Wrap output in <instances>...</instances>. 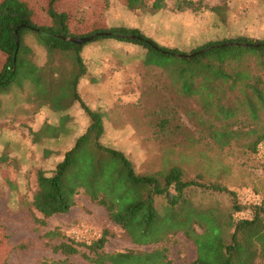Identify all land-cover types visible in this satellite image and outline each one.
<instances>
[{
    "label": "rangeland",
    "instance_id": "374dc122",
    "mask_svg": "<svg viewBox=\"0 0 264 264\" xmlns=\"http://www.w3.org/2000/svg\"><path fill=\"white\" fill-rule=\"evenodd\" d=\"M45 3L40 0L35 5L43 4L44 8ZM59 11H70V27L77 35L94 30V22L103 29L126 26L185 53L211 41L239 37L264 40V0H166L161 10L147 6L129 9L126 0H66ZM34 17L38 24L50 22L47 10ZM23 41L31 50L29 59L37 67V74L31 77L33 81L23 75L0 89V264L64 260L93 264L86 258L90 255L87 246L71 238L73 229L84 227L108 232L107 253L165 247L172 264H194L197 259L196 246L183 232L163 244H133L83 188L76 197L77 208L68 217H61L68 219L66 222L52 217L44 226L35 223L34 217L43 219L31 206L37 172L52 171L90 124L75 101L76 94L93 111L104 113L102 143L125 153L138 173L154 174L177 166L184 170L186 180L197 178L235 193L250 189L264 200V150L260 148L264 143L256 153L242 146L257 134L232 149L222 150L207 141L198 127V116L187 114L200 110L198 103L180 95L161 68L148 67L141 46L114 39L86 43L81 53L86 71L75 85L80 70L76 53L51 54L33 31L25 32ZM172 106L175 115H163L162 110H171ZM167 118L169 122L163 124ZM46 124L57 130L35 143L32 132ZM188 134L203 143H190ZM81 182L84 180H78ZM191 199L194 205L203 207H230L232 202L227 193L201 190L191 194ZM238 200L243 204L242 196ZM159 211H163L162 206ZM195 229L203 232L198 226ZM63 242L73 243L79 253L67 256L56 251ZM256 264H261L260 260Z\"/></svg>",
    "mask_w": 264,
    "mask_h": 264
},
{
    "label": "trees",
    "instance_id": "16d2710c",
    "mask_svg": "<svg viewBox=\"0 0 264 264\" xmlns=\"http://www.w3.org/2000/svg\"><path fill=\"white\" fill-rule=\"evenodd\" d=\"M38 1H0V89L9 87L20 76L31 78L37 74V67L29 59L31 50L23 41L27 31H33L51 54L76 53L80 70L75 85L86 71L81 56L85 45L66 39L92 36H96L92 42L114 39L144 48L146 65L161 68L180 95L198 103L200 110H189L187 114L198 116V127L211 144L222 150L232 149L257 134L252 142L242 144L247 151L256 153L264 143V40L239 37L211 41L185 53L160 45L138 28L103 29L94 22V30L77 35L73 33L74 27H70V11H59L66 0H44L47 5L44 8L43 4L35 5ZM126 3L129 9L147 6L161 10L166 0H126ZM46 10L50 22L38 24L34 15ZM75 101L89 117L90 124L52 171L37 172V190L31 206L43 219L34 217L35 223L44 226L45 220L68 214L83 188L90 200L103 207L110 221L137 246L163 244L170 236L183 232L197 248L194 264H256L257 260L264 264V200L261 205L249 208L239 202L238 193L224 186L204 184L197 178L184 179V170L177 166L154 174L138 173L125 153L102 143L104 113L93 111L78 94ZM170 109L162 110L163 115H175L174 106ZM168 122L167 118L163 124ZM246 127L249 129L245 130ZM56 130L46 124L40 131L32 132L33 140L38 143L42 136ZM186 138L192 144L202 142L194 134ZM72 177L75 178L69 180ZM199 190L227 193L232 196L231 206L194 205L191 194ZM159 206L163 211H159ZM248 209L252 211L250 219H234L235 213ZM195 226L203 232L198 233ZM107 237L108 232H104L101 240L87 246L90 255L86 258L93 264H172L165 247L107 253L104 250ZM55 249L67 256L79 253L68 242ZM51 264L73 263L64 260Z\"/></svg>",
    "mask_w": 264,
    "mask_h": 264
},
{
    "label": "built area",
    "instance_id": "2783aa9c",
    "mask_svg": "<svg viewBox=\"0 0 264 264\" xmlns=\"http://www.w3.org/2000/svg\"><path fill=\"white\" fill-rule=\"evenodd\" d=\"M260 148L261 150H264V145H261ZM238 195L242 196L244 199L243 205L248 206L249 208L252 206H259L262 203L261 199L250 189L240 190L238 191ZM235 217L237 221L250 219L252 217V211L248 209L246 211L237 212ZM71 238L77 243L90 246L101 240L103 238V234L100 230L95 228L84 227L83 229H73L71 232Z\"/></svg>",
    "mask_w": 264,
    "mask_h": 264
},
{
    "label": "water",
    "instance_id": "95a60500",
    "mask_svg": "<svg viewBox=\"0 0 264 264\" xmlns=\"http://www.w3.org/2000/svg\"><path fill=\"white\" fill-rule=\"evenodd\" d=\"M102 34H97V36H100ZM96 36H92V37H84V38H70V39H66V40H70L71 42L75 43V44H79V45H85L86 43L92 42V40L95 38ZM228 45H237L235 43H229Z\"/></svg>",
    "mask_w": 264,
    "mask_h": 264
},
{
    "label": "crops",
    "instance_id": "0c3cea01",
    "mask_svg": "<svg viewBox=\"0 0 264 264\" xmlns=\"http://www.w3.org/2000/svg\"><path fill=\"white\" fill-rule=\"evenodd\" d=\"M89 64V63H88ZM92 92H93V95H94V88L92 89ZM90 99L93 101L94 100V98H92V97H90ZM77 208V206H74L72 209H71V211H70V213H68V214H64V215H56V216H54V217H60V219H62L64 222H66L68 219H63V218H61V217H68V215H70L71 213H73V210L74 209H76ZM52 219V218H51Z\"/></svg>",
    "mask_w": 264,
    "mask_h": 264
}]
</instances>
